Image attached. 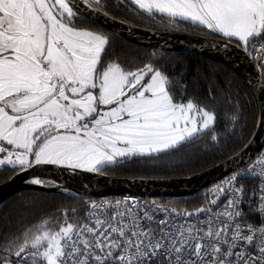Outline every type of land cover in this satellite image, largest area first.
Here are the masks:
<instances>
[{"label": "snow or ice", "instance_id": "snow-or-ice-1", "mask_svg": "<svg viewBox=\"0 0 264 264\" xmlns=\"http://www.w3.org/2000/svg\"><path fill=\"white\" fill-rule=\"evenodd\" d=\"M131 3L170 25L234 39L264 61V0ZM77 15L76 0H0V166L101 173L121 160L177 149L210 128L214 114L192 100L177 102L170 78L152 63L103 64L108 37L76 27ZM257 166L264 179V157ZM235 180L194 211L128 200L92 203L82 218L65 211L62 220L45 219L0 247V264H264V224L245 219ZM256 199L264 215V186Z\"/></svg>", "mask_w": 264, "mask_h": 264}, {"label": "trees", "instance_id": "trees-1", "mask_svg": "<svg viewBox=\"0 0 264 264\" xmlns=\"http://www.w3.org/2000/svg\"><path fill=\"white\" fill-rule=\"evenodd\" d=\"M103 0L96 9L126 24L151 30L155 24L151 18L132 7L130 10ZM91 28L108 37L109 43L102 55L103 64L118 62L126 69H135L152 63L171 80V91L177 102L192 100L215 116L212 126L193 140L177 149L151 157H139L130 162L106 166L99 173L112 177L173 179L202 173L240 152L252 138L258 122V105L250 87L223 65L198 55L150 52L109 35L93 23ZM86 23V24H87ZM186 34L205 36L202 29L195 31L185 24ZM173 31V30H162ZM176 32V31H175ZM180 32V31H177ZM210 36V35H206ZM222 42L238 45L239 42L219 35H211ZM215 136L216 140L212 137ZM14 174L12 169L0 170V183ZM246 203L257 190L256 182L242 183ZM213 189L179 200H157L172 208L193 210L213 198ZM84 200L64 193L25 191L0 205V247L20 236L27 228L41 221L61 220L62 213L75 217L84 215ZM3 254V253H1Z\"/></svg>", "mask_w": 264, "mask_h": 264}, {"label": "water", "instance_id": "water-1", "mask_svg": "<svg viewBox=\"0 0 264 264\" xmlns=\"http://www.w3.org/2000/svg\"><path fill=\"white\" fill-rule=\"evenodd\" d=\"M78 16L91 21L110 34L143 49L155 52L190 53L219 63L242 79L251 89L258 105L256 130L247 145L224 162L195 175L173 179L112 177L78 172L56 165H37L18 171L0 184V205L25 191L64 193L83 200L131 195L144 199L179 200L196 195L227 175L246 167L264 147V84L248 53L238 45L217 39L139 29L85 6L76 0ZM40 178L45 186L29 181ZM14 259V258H13Z\"/></svg>", "mask_w": 264, "mask_h": 264}, {"label": "built area", "instance_id": "built-area-1", "mask_svg": "<svg viewBox=\"0 0 264 264\" xmlns=\"http://www.w3.org/2000/svg\"><path fill=\"white\" fill-rule=\"evenodd\" d=\"M248 56L250 58V60L252 61L258 75L260 76L263 84H264V71H262L261 65L264 64V61L261 60V53L260 52H255L251 55ZM262 157H264V147L261 149V151L257 154V156L244 168H242L241 170L234 172L232 174L227 175L225 178H223L221 181L217 182L216 184H214L213 186L210 187V189H213L215 192L217 191V189L221 186L223 187H229V184L227 182L231 181L233 177H236V180L234 181V184L236 187H240L242 183H244L245 181H254L256 182L257 185V190L254 192L256 195L254 196L252 194V198L251 201L246 203L245 199H244V193H243V201L244 203L240 205V207L242 208L244 214H245V219L255 225V226H260L261 224H264V215H261L259 212H257L255 210V205L258 203V200L256 199V197H258L259 195V191L261 189L262 186H264V179H261L257 173L259 172V166H257L256 168H253L254 165H257V161H259ZM251 170V171H250ZM229 198V196L225 195V196H221L220 198V202H219V206L216 207V210H220V207L223 206V204L225 203V201ZM134 201L137 202L140 206H146V207H153V201L155 202V205H159L163 208H167V209H176L177 211H194L200 207H209L210 204L209 202L204 203L203 205L199 206L196 209L193 210H188L186 208H172V207H167L161 203H159L158 201H156L155 199H144V198H139L136 196H131V195H123V196H115V197H109V198H102V199H88V200H84V215L83 217L86 215L87 211L89 210V205L92 203H97L100 205L101 208H104L105 205V201H109V202H115V201ZM160 216H163L164 213H160ZM62 220V219H61ZM1 254V253H0Z\"/></svg>", "mask_w": 264, "mask_h": 264}, {"label": "flooded vegetation", "instance_id": "flooded-vegetation-1", "mask_svg": "<svg viewBox=\"0 0 264 264\" xmlns=\"http://www.w3.org/2000/svg\"><path fill=\"white\" fill-rule=\"evenodd\" d=\"M85 6H87V7H89V8H91V9H93V10H95V11H97V12H100V13H102V14H104V15H106V16H108V17H110V18H113V17H111L110 15H108V14H106V13H104V12H102V11H99L98 9H96V7L95 6H97V4L95 3V0H93V2L92 3H85L84 2V0H80ZM103 0H100V3L102 2ZM113 1V3H115V5L116 4H118L117 6H120V7H124V8H126V9H128V10H130L132 7H135L137 10H139L138 9V7L137 6H135V5H133L132 3H131V0H112ZM99 3V4H100ZM139 11H141V10H139ZM144 15H146L147 17H149V18H151V22L153 23V24H155V26H154V28H157V29H160V30H151V29H147V28H140V27H137V26H134V25H130V24H127V25H130V26H133V27H136V28H139V29H143V30H150V31H155V32H166V33H177V34H185V35H190V36H195V37H202V38H208V39H217V38H215V37H213V36H211V35H219V36H221V37H223L221 34H219V33H213V32H211L210 30H208V29H206V28H202V27H199V26H193L192 24H190V23H183V22H181V25H183V24H185V25H187L188 27H189V29H193L194 31L196 30V29H198V28H200V29H202L203 30V32L206 34V35H210V36H196V35H191V34H186V33H184V29H185V27L184 26H181V27H179V25H170L169 24V22H168V18L167 17H162V16H160V15H155V16H152V17H150V16H148L147 14H145L143 11H141ZM113 19H115V18H113ZM115 20H117V19H115ZM117 21H119V22H122V23H124L123 21H120V20H117ZM87 22H90V23H93V22H91V21H87V20H84V19H82V18H80L78 15H77V17H76V19H75V21H74V24H75V26L76 27H78V28H88V29H91V30H93V31H97L98 32V30L96 29V28H91L90 26H89V24L87 23ZM87 23V24H86ZM93 24H95V23H93ZM124 24H126V23H124ZM96 25V24H95ZM96 26H98V25H96ZM99 27V26H98ZM99 28H101V27H99ZM102 29V28H101ZM103 31H105L106 33H108L109 35H112V34H110L109 32H107L106 30H104V29H102ZM162 30H173V31H162ZM176 31V32H175ZM177 31H180V32H177ZM112 36H114V35H112ZM116 37V36H115ZM118 38V37H117ZM120 39V38H119ZM122 40V39H121ZM218 40V39H217ZM124 41V40H123ZM220 41V40H219ZM126 42V41H125ZM127 43H129V42H127ZM131 44V43H130ZM134 45V44H133ZM136 46V45H135ZM138 47V46H137ZM141 48V47H140ZM143 49V48H142ZM144 50H147V49H144ZM147 51H150V50H147ZM150 52H155V51H150ZM167 53H169V52H167ZM172 54H177V53H172ZM185 54V53H184ZM204 132V131H203ZM155 156V155H154ZM136 158H139V157H133V158H131V159H125V160H121L119 163H117V164H115V165H119V164H123V163H127V162H130L132 159H136ZM108 166H112V165H108ZM5 168H9V169H12L13 171H14V174H16L18 171H19V169H14V168H11V167H9V166H3V167H0V170H2V169H5ZM13 174V175H14ZM12 175V176H13ZM11 176V177H12ZM10 177V178H11ZM9 178V179H10ZM9 179H7V180H9ZM6 180V181H7ZM4 183V182H3ZM0 184H2V183H0Z\"/></svg>", "mask_w": 264, "mask_h": 264}, {"label": "rangeland", "instance_id": "rangeland-1", "mask_svg": "<svg viewBox=\"0 0 264 264\" xmlns=\"http://www.w3.org/2000/svg\"><path fill=\"white\" fill-rule=\"evenodd\" d=\"M212 126V124L210 125V127ZM0 167H3V166H0ZM77 170L78 172H87V171H84V170H81V169H75ZM88 173H94V172H88Z\"/></svg>", "mask_w": 264, "mask_h": 264}]
</instances>
